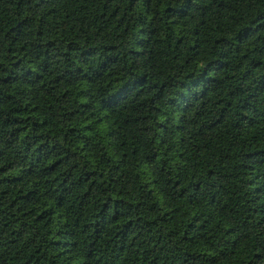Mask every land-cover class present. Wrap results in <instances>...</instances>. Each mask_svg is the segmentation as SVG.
<instances>
[{"label":"trees","instance_id":"trees-1","mask_svg":"<svg viewBox=\"0 0 264 264\" xmlns=\"http://www.w3.org/2000/svg\"><path fill=\"white\" fill-rule=\"evenodd\" d=\"M0 264H264V0H0Z\"/></svg>","mask_w":264,"mask_h":264}]
</instances>
